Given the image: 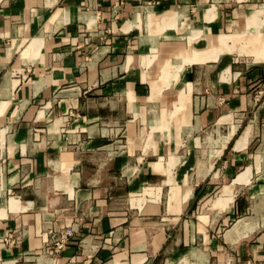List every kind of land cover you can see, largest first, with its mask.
<instances>
[{"label":"crops","instance_id":"obj_1","mask_svg":"<svg viewBox=\"0 0 264 264\" xmlns=\"http://www.w3.org/2000/svg\"><path fill=\"white\" fill-rule=\"evenodd\" d=\"M0 264H264V0H0Z\"/></svg>","mask_w":264,"mask_h":264},{"label":"rangeland","instance_id":"obj_2","mask_svg":"<svg viewBox=\"0 0 264 264\" xmlns=\"http://www.w3.org/2000/svg\"><path fill=\"white\" fill-rule=\"evenodd\" d=\"M210 211H213L211 205H210ZM209 210L204 209L202 213H199V220L202 222L201 226L204 227L206 230H215V237H222L223 233L229 229L231 227V225L229 223H225L224 225H220L222 224V222L220 221L224 214H217L213 215L209 214ZM215 212V211H214ZM231 223V222H230Z\"/></svg>","mask_w":264,"mask_h":264},{"label":"built area","instance_id":"obj_3","mask_svg":"<svg viewBox=\"0 0 264 264\" xmlns=\"http://www.w3.org/2000/svg\"><path fill=\"white\" fill-rule=\"evenodd\" d=\"M66 242H67V236H63L62 239L55 244L54 248L49 251V255L53 257L55 255H58L60 252H62L66 246ZM5 243L12 246L15 244V240L12 238H8L5 240Z\"/></svg>","mask_w":264,"mask_h":264}]
</instances>
